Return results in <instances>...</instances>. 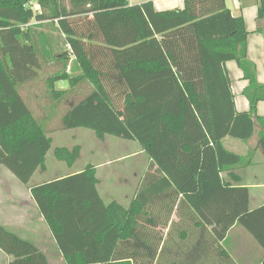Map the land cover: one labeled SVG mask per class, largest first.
I'll use <instances>...</instances> for the list:
<instances>
[{"label": "trees", "instance_id": "obj_1", "mask_svg": "<svg viewBox=\"0 0 264 264\" xmlns=\"http://www.w3.org/2000/svg\"><path fill=\"white\" fill-rule=\"evenodd\" d=\"M247 35L225 0H183L162 11L150 0H0V165L26 185L45 169L51 137L21 87L47 60L59 65L44 82L54 103L89 87L63 114L62 129L134 140L149 158L128 206L103 201L91 164L30 186L66 264H238L224 246L235 224L261 247L264 264V204L250 209L249 189L229 183L247 161L222 142L257 134L264 154L256 109L264 84L247 58ZM231 60L248 80L245 112L235 108ZM59 81L68 90H56ZM79 153V146L54 150L68 165ZM0 249L8 264H50L2 225Z\"/></svg>", "mask_w": 264, "mask_h": 264}, {"label": "crops", "instance_id": "obj_2", "mask_svg": "<svg viewBox=\"0 0 264 264\" xmlns=\"http://www.w3.org/2000/svg\"><path fill=\"white\" fill-rule=\"evenodd\" d=\"M126 1L129 5H133L141 4L148 0ZM150 1L152 2L154 9L157 11L183 7V0ZM225 4L233 15L243 17L245 28L248 31L246 41L247 58L255 64V75L257 83L263 85L264 18L257 19V0H225ZM225 69L227 71L228 77L231 80V91L233 94L235 108L239 112H245L249 109V101L243 94V90L248 86V80L243 77L242 70L233 60L225 62ZM256 109L258 115L264 116V101L257 102ZM252 140L254 141V146L249 147L248 143H250ZM222 142L227 150L245 155L247 161L245 162L244 166L237 167L235 170H233V175H228L229 183H231L232 185L245 186L249 189L250 209H255L261 206L262 204H264V179H260L259 177H257V175L254 174L255 172H257V168H255V165L253 164L250 165L252 162H254L255 158L257 157L256 155L260 156L259 158L262 159L261 164L264 165L263 151L257 146V134H255L247 142H242L243 151L240 149V140L231 137H225L223 138ZM118 143H121L119 144L120 146H128V142L126 141H120ZM136 150L137 151H134L132 154L143 155L144 151L140 146H138ZM122 158L123 156H120L117 159L122 160ZM148 162L149 158L147 159V163H145V170L142 168L139 172H134L132 176L130 175V178L127 179V184L131 185V192L125 195L129 203L135 195L140 179L147 169ZM1 166L2 165H0V167ZM96 168L97 167H95V170H97ZM82 169H76L64 175L79 172ZM37 170L41 171L42 169ZM0 172V225L14 232L19 237L35 243V245H37V247L46 254L50 264H66L61 255V252L59 251L55 243L49 227L44 221L42 215L39 213L36 203L31 196L29 183L26 185L21 183L17 178H15V181L14 178H8L4 176V170L2 168H0ZM261 173L264 175V169L261 171ZM237 176L239 177V181H237ZM97 179V189L101 196L98 186H100L103 182L101 183V178L97 177ZM101 198L105 203H108L102 196ZM114 201L118 202V200ZM233 229H240L242 231L240 232L241 236L235 235V242H237L236 246L233 245L232 241L230 240V232ZM237 240H239V242ZM243 240H246L247 242L244 243ZM251 243H253L254 251L258 256L256 260L255 258H253L254 255L252 254V248L249 247V244ZM224 246L238 264H260L263 257V251L261 247L242 227L236 224L228 231ZM234 247L237 248V250L234 249ZM235 250L240 252L241 255L239 257H236L234 255L233 252H235ZM0 256H2L4 264L9 263L11 256L2 252L1 249Z\"/></svg>", "mask_w": 264, "mask_h": 264}, {"label": "rangeland", "instance_id": "obj_3", "mask_svg": "<svg viewBox=\"0 0 264 264\" xmlns=\"http://www.w3.org/2000/svg\"><path fill=\"white\" fill-rule=\"evenodd\" d=\"M63 42L64 38H61V50L65 47ZM72 58L73 57L69 56V62L72 61ZM46 62H42L37 78L31 82H26L25 85L21 87L23 98L28 103L34 116L45 127L47 135L51 137L52 141L51 147L45 158V170H37L34 172L30 178L29 185L32 186L44 181H49L91 164L97 167L96 175L101 178V183L103 182L98 187L105 201L118 200L123 206H128L129 202L125 195L131 192V185L127 184V179L130 178V175L132 176L134 172L137 173L142 168L144 169V166L146 167L147 155L144 152L143 155L132 154L134 151H137L136 149L139 146V143L134 140H125L112 135H105L103 139H100L96 137L91 129L84 127L62 129L61 119L63 114L70 105L76 103L88 92L89 87L82 85L73 96H67L66 99L60 100L58 104L54 103L53 101L55 99H52L49 95L44 82L47 77L56 71L59 65L55 62ZM67 70L69 71V68H67ZM68 88L69 85L67 81L55 83L56 90H68ZM120 141L128 142V146H120L119 144L121 143H118ZM239 144L242 150V142L240 141ZM74 146L80 147V153L79 157L72 165H68L66 161L55 157L54 150L56 148L71 150ZM248 146H254V141L252 140L248 143ZM120 156H123L122 160L117 159ZM256 156L254 162L250 165H255L254 167L257 168V172L254 174L260 179H264V175L261 173L264 169V165L261 164L262 159L259 158V155ZM0 168L4 170V176L14 178L16 181L15 175L8 168L4 166ZM240 232H242L240 229H233L230 232V240L235 246L237 245V242H235V235L241 236ZM237 241L239 242V240ZM243 242L246 243L247 241L243 240ZM249 247L252 248L253 258L256 260L258 256L254 251L253 243L249 244ZM234 249L237 250L235 247ZM236 250L233 253L236 257H239L241 254ZM0 264H4L2 256H0Z\"/></svg>", "mask_w": 264, "mask_h": 264}, {"label": "built area", "instance_id": "obj_4", "mask_svg": "<svg viewBox=\"0 0 264 264\" xmlns=\"http://www.w3.org/2000/svg\"><path fill=\"white\" fill-rule=\"evenodd\" d=\"M68 56L72 57V53L70 50H68Z\"/></svg>", "mask_w": 264, "mask_h": 264}]
</instances>
